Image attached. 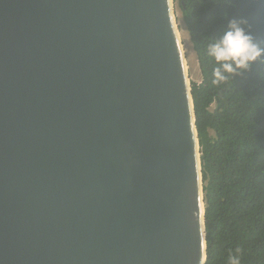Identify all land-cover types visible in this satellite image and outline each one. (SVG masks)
I'll return each mask as SVG.
<instances>
[{"label":"water","instance_id":"obj_1","mask_svg":"<svg viewBox=\"0 0 264 264\" xmlns=\"http://www.w3.org/2000/svg\"><path fill=\"white\" fill-rule=\"evenodd\" d=\"M176 0H0V264H205Z\"/></svg>","mask_w":264,"mask_h":264},{"label":"trees","instance_id":"obj_2","mask_svg":"<svg viewBox=\"0 0 264 264\" xmlns=\"http://www.w3.org/2000/svg\"><path fill=\"white\" fill-rule=\"evenodd\" d=\"M176 1L202 74L192 89L206 201L205 264H230V254L239 255L240 264H264V64L215 85V62L207 55L208 43L231 17L246 18L253 34L264 40V3Z\"/></svg>","mask_w":264,"mask_h":264},{"label":"clouds","instance_id":"obj_3","mask_svg":"<svg viewBox=\"0 0 264 264\" xmlns=\"http://www.w3.org/2000/svg\"><path fill=\"white\" fill-rule=\"evenodd\" d=\"M225 17L228 18V13ZM207 55L215 62L212 83L221 85L251 71L256 63L264 64V40L253 34L246 18L231 17L221 35L208 43ZM235 252L240 253L241 249L237 247ZM229 261L240 264V257L230 254Z\"/></svg>","mask_w":264,"mask_h":264},{"label":"rangeland","instance_id":"obj_4","mask_svg":"<svg viewBox=\"0 0 264 264\" xmlns=\"http://www.w3.org/2000/svg\"><path fill=\"white\" fill-rule=\"evenodd\" d=\"M175 12L179 30L182 34L181 40L186 54V61L188 63V72L191 84L194 82H200L202 80V74L200 70L199 60L195 50L193 49L190 35L184 22L182 10L177 1H175Z\"/></svg>","mask_w":264,"mask_h":264},{"label":"bare ground","instance_id":"obj_5","mask_svg":"<svg viewBox=\"0 0 264 264\" xmlns=\"http://www.w3.org/2000/svg\"><path fill=\"white\" fill-rule=\"evenodd\" d=\"M176 13V12H175ZM176 15V14H175ZM176 17V16H175ZM176 22H177V18H176ZM179 34H180V37H182V34H181V31L179 30ZM183 44V43H182ZM184 48V46H183ZM187 67H188V63H187Z\"/></svg>","mask_w":264,"mask_h":264}]
</instances>
